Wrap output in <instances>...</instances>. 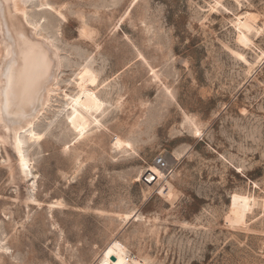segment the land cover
<instances>
[{
  "label": "rangeland",
  "instance_id": "obj_1",
  "mask_svg": "<svg viewBox=\"0 0 264 264\" xmlns=\"http://www.w3.org/2000/svg\"><path fill=\"white\" fill-rule=\"evenodd\" d=\"M24 10L29 45L50 42L58 68L39 138L19 133L26 177L0 140V264H100L113 240L128 264H264V0ZM85 64L100 106L73 131L66 100ZM158 155L171 169L147 183Z\"/></svg>",
  "mask_w": 264,
  "mask_h": 264
},
{
  "label": "bare ground",
  "instance_id": "obj_2",
  "mask_svg": "<svg viewBox=\"0 0 264 264\" xmlns=\"http://www.w3.org/2000/svg\"><path fill=\"white\" fill-rule=\"evenodd\" d=\"M25 2L0 1V140L10 144L16 152L19 174L23 178L28 175V162L21 149L19 133L29 129V138H39L38 133L31 130V124L49 99L50 86L58 68L57 51L50 42L41 41L35 47L29 45L27 32L31 38L36 32L33 26L26 33L23 31L26 27ZM236 25L240 29L239 21ZM74 80L76 92L67 95L66 100L69 107L67 122L73 131H82L90 121L88 113L96 112L100 101L95 94L96 80L90 67L82 66ZM130 146L129 140L119 136L111 141V147L116 150H126ZM157 167L151 165L146 169V174H153L155 181L163 176ZM128 261L127 249L116 240L108 244L99 257L100 264H128Z\"/></svg>",
  "mask_w": 264,
  "mask_h": 264
},
{
  "label": "built area",
  "instance_id": "obj_3",
  "mask_svg": "<svg viewBox=\"0 0 264 264\" xmlns=\"http://www.w3.org/2000/svg\"><path fill=\"white\" fill-rule=\"evenodd\" d=\"M153 163L156 164L162 171L168 172L171 169L170 164L167 162L164 155H158L153 159Z\"/></svg>",
  "mask_w": 264,
  "mask_h": 264
},
{
  "label": "water",
  "instance_id": "obj_4",
  "mask_svg": "<svg viewBox=\"0 0 264 264\" xmlns=\"http://www.w3.org/2000/svg\"><path fill=\"white\" fill-rule=\"evenodd\" d=\"M155 176L153 174H146L143 177V180L146 181L147 183H151L154 180ZM114 257H112L113 259Z\"/></svg>",
  "mask_w": 264,
  "mask_h": 264
},
{
  "label": "snow or ice",
  "instance_id": "obj_5",
  "mask_svg": "<svg viewBox=\"0 0 264 264\" xmlns=\"http://www.w3.org/2000/svg\"><path fill=\"white\" fill-rule=\"evenodd\" d=\"M241 59H243V58L241 57ZM197 134H199V133H197Z\"/></svg>",
  "mask_w": 264,
  "mask_h": 264
}]
</instances>
